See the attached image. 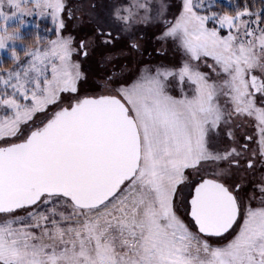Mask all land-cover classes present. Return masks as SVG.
Instances as JSON below:
<instances>
[{
  "label": "snow or ice",
  "instance_id": "snow-or-ice-1",
  "mask_svg": "<svg viewBox=\"0 0 264 264\" xmlns=\"http://www.w3.org/2000/svg\"><path fill=\"white\" fill-rule=\"evenodd\" d=\"M174 8L0 0V264H264V0Z\"/></svg>",
  "mask_w": 264,
  "mask_h": 264
},
{
  "label": "rangeland",
  "instance_id": "rangeland-1",
  "mask_svg": "<svg viewBox=\"0 0 264 264\" xmlns=\"http://www.w3.org/2000/svg\"><path fill=\"white\" fill-rule=\"evenodd\" d=\"M170 3L173 4V10H175L174 5H175V0H169ZM219 3L221 4H225L226 6H229V0H218ZM26 23L25 25L21 28V33L23 35V38L26 39L25 40V44H34L35 43V36L41 35L43 36L44 33V29H45V23H43V21H41L40 24V28L39 30L35 29L34 27V19L35 18H24ZM38 19V18H36ZM18 24L17 20H12L9 24L10 27H14ZM36 31H39L38 33ZM32 34V35H31ZM156 42L154 39H152L149 35V38L147 39L146 43H145V47L147 48L148 51H150V53H152V59H157V55L155 53H153V48L156 47ZM13 45H9L7 49L5 50H0V62L5 63V65L3 67H10L11 66V55H10V51L9 49L12 48ZM15 49L17 52H22L23 51V45L20 44H16ZM22 55V53H21ZM149 58V57H148ZM145 58V59H148ZM172 58V53L169 52L168 53V59ZM207 70V69H206ZM249 132H251V129H249Z\"/></svg>",
  "mask_w": 264,
  "mask_h": 264
},
{
  "label": "trees",
  "instance_id": "trees-1",
  "mask_svg": "<svg viewBox=\"0 0 264 264\" xmlns=\"http://www.w3.org/2000/svg\"><path fill=\"white\" fill-rule=\"evenodd\" d=\"M233 2H242V0H233ZM221 4V3H220ZM222 5H224V7H228V6H226L225 4H222ZM45 27H47V25H45ZM7 67V66H6Z\"/></svg>",
  "mask_w": 264,
  "mask_h": 264
},
{
  "label": "flooded vegetation",
  "instance_id": "flooded-vegetation-1",
  "mask_svg": "<svg viewBox=\"0 0 264 264\" xmlns=\"http://www.w3.org/2000/svg\"><path fill=\"white\" fill-rule=\"evenodd\" d=\"M148 53H150V51H148ZM145 58H148V56L146 55V57Z\"/></svg>",
  "mask_w": 264,
  "mask_h": 264
}]
</instances>
